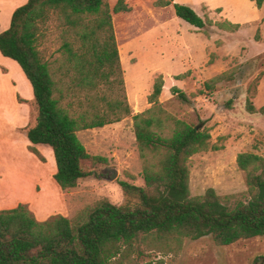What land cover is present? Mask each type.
I'll return each instance as SVG.
<instances>
[{"label": "trees", "instance_id": "obj_1", "mask_svg": "<svg viewBox=\"0 0 264 264\" xmlns=\"http://www.w3.org/2000/svg\"><path fill=\"white\" fill-rule=\"evenodd\" d=\"M174 1L156 4H173L178 17L208 37L215 28L237 32L243 27L228 19L213 21ZM255 1L262 7L264 0ZM129 10L124 0L113 10L108 0H28L14 10L9 28L0 31V53L20 66L38 109L35 125L26 132L29 149L38 156L37 145L52 149L57 184L74 188L94 174L88 162L107 163L106 157L88 152L78 136L80 130L120 122L130 115L145 181L143 186L120 183L125 203L100 199L74 217L59 213L39 220L27 203L0 209V264H128L142 242L171 252L173 245L181 248L187 238L210 236L224 246L264 236L262 155L241 152L237 156L246 174L244 193L220 195L208 188L192 195V157L223 148L211 143L206 121L190 123L163 108L159 102L163 76L155 79L148 96L153 106L133 114L112 15ZM53 17L60 20L61 57L49 61L39 45L51 31ZM230 77L232 73L224 72L205 85L211 89L213 82ZM171 91L189 100L178 86ZM247 110L264 116V105L256 108L251 98Z\"/></svg>", "mask_w": 264, "mask_h": 264}, {"label": "rangeland", "instance_id": "obj_2", "mask_svg": "<svg viewBox=\"0 0 264 264\" xmlns=\"http://www.w3.org/2000/svg\"><path fill=\"white\" fill-rule=\"evenodd\" d=\"M14 1L0 14L2 25L11 19L8 12ZM118 1L108 0L112 10ZM156 1L124 0L130 10L112 14L133 114L153 106L148 99L153 83L158 76L166 77L159 98L163 108L190 123L205 120L211 143L223 147L192 157L191 194H203L208 188L220 195L242 194L247 184L246 174L237 164L238 154L254 152L264 157V116L247 110L249 98L256 108L264 105V19L245 24L237 32L215 28L209 37L211 61L193 75L174 82V74L182 69L180 63L169 58L175 52L174 39L187 36L191 41L188 27L192 25L180 19L172 5L161 7ZM200 14L213 21L224 20L217 13L204 14L202 10ZM55 17L50 21L51 31L39 45L49 61L61 57L60 20ZM22 72L14 60L0 53V209L27 203L37 218L44 220L59 213L74 217L100 199L125 203L122 181L145 184L132 115L78 132L88 152L106 157L107 163L88 162L94 174L74 188L62 189L54 179L52 149L37 146L40 156L29 149L26 132L35 125L38 109L32 86ZM224 72L233 77L213 82L211 89L206 87L207 80ZM173 85L182 89L189 100L173 94ZM108 165L118 170L115 179H108L112 176V172L104 171ZM137 245L139 249L129 257L128 264H264V236L224 246L215 244L210 236L187 238L181 248L173 245L171 252L154 248L148 241Z\"/></svg>", "mask_w": 264, "mask_h": 264}, {"label": "crops", "instance_id": "obj_3", "mask_svg": "<svg viewBox=\"0 0 264 264\" xmlns=\"http://www.w3.org/2000/svg\"><path fill=\"white\" fill-rule=\"evenodd\" d=\"M11 1L12 0H0V14L7 6H11ZM27 1L28 0H15L14 2H12V8L8 12L9 19L12 18L14 10ZM182 1L185 2L182 4L191 6L198 14H200L202 10L204 14L206 12L217 13L219 17H223L224 19H228L234 23H239L243 27L245 24L248 25L258 20L264 19V3L262 4V7L259 8L255 0H175L174 2L181 3ZM170 5H172L174 8L173 4ZM10 24L11 19L8 20V22L4 25H2V23L0 22V31H4L9 28ZM191 28L196 27H194L193 25L192 27H188V31L189 33H191L190 36L192 37L191 41L187 36H179L178 38L174 39L175 52L169 58L175 64L180 63L182 65V69L175 73L174 77L186 72H188L189 74L185 77H188L191 74L193 75L197 68H200L201 65H205L209 62V37L204 33L196 32ZM177 34H179V32ZM164 78L166 81V77ZM176 81H179V79L175 78L174 82Z\"/></svg>", "mask_w": 264, "mask_h": 264}, {"label": "water", "instance_id": "obj_4", "mask_svg": "<svg viewBox=\"0 0 264 264\" xmlns=\"http://www.w3.org/2000/svg\"><path fill=\"white\" fill-rule=\"evenodd\" d=\"M104 171L105 172L106 171L112 172V176H110L108 179H115L118 175V170L114 167L109 166V165L104 168Z\"/></svg>", "mask_w": 264, "mask_h": 264}]
</instances>
